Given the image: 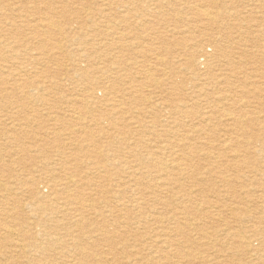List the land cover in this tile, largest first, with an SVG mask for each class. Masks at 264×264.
Instances as JSON below:
<instances>
[{
    "label": "bare ground",
    "instance_id": "6f19581e",
    "mask_svg": "<svg viewBox=\"0 0 264 264\" xmlns=\"http://www.w3.org/2000/svg\"><path fill=\"white\" fill-rule=\"evenodd\" d=\"M67 1L68 0H0V264H264V189L263 191H247L242 194L247 204H257L261 199L260 203H262V205L258 204L260 205L259 207L253 206L254 209H252V206L243 204L244 202H241V199L236 202L237 205L235 204L238 207H233L234 205L230 206L233 207L230 208L228 212L231 213V215L225 214L233 218L230 224H226L227 218L223 216L221 210L222 206H219L221 202L215 203L217 204V214L210 212L211 210L207 214L205 213L207 219L213 220V222L209 220L211 222L210 224H203L200 226V223L198 224L200 227H197V225L192 224L194 221L192 223L181 222L182 215L186 220L197 219L195 218L196 215L198 216V214H200L199 216H201L204 214L202 210L205 209V204H211L210 202H202V204H204L202 208L201 206L203 205H197L195 207L193 204V209H191L189 205L186 206L184 205L185 203L179 202V200H181L180 198H186L192 201L194 199V192L191 193L190 191L189 196L181 189V187L185 186L180 182L184 176L182 178L180 176L183 175L181 172L184 168H186L187 171L191 168H193V170L196 169L192 162L190 164L188 163L192 160L194 155L196 157L199 149L197 151L196 148V152L191 150L192 153L183 156V159L179 157L175 160L173 159L171 165L168 164L169 161H163L161 158L158 160V157L154 158L153 156L155 155L151 156L150 153L145 154L149 152V150L146 149V138L148 135L160 144L169 138V133L171 132L160 131V133L159 131H155L156 127L154 128L152 126L151 129L149 126H145L146 122L141 119L143 116H140L142 115L141 111L138 110L137 107H133L134 104L139 105L145 101V92H141L140 86L134 84L137 81L139 82V79L134 81V78V80L131 81L132 84L130 82V86L127 89L125 88V90L118 87L119 83H123L124 85L127 84V82L122 79L123 77L121 78V73H123L124 70L123 63L121 62L123 59L121 58V61L118 60L119 58L113 54L114 52H108L106 55H103V51L113 44L109 45L105 43V40L113 35V29L116 28V24H113L112 28H108L104 31L105 33H103L101 27V29H96L97 21L99 18L109 20L108 14H106L104 10H97L95 13H92L86 5L91 4L93 0H85V2H81V4L79 3L80 0H75L74 2ZM103 1L108 2L109 5L113 3L109 0ZM128 1L131 2V0ZM175 1L169 2L171 5L169 7H177L179 2ZM194 1L195 0H186L184 3L195 4ZM217 1L219 0H206L205 3L209 4L212 8L221 3ZM77 2L80 6L84 5L81 7L83 12L74 8L73 10L76 11L73 13L69 9V6L71 3L77 4ZM253 2L256 3V0ZM151 3L153 4L152 1ZM74 5L75 4L72 6ZM154 5L158 8V10H154L156 11L154 15H161L159 9L163 6V2L157 1L156 3L154 2ZM205 7L206 6H204V8ZM199 9L201 10V8ZM209 9L210 8H208V10ZM135 11L139 12L136 8L133 12ZM81 12L82 16L78 17L81 15ZM144 12L148 13V11ZM209 12L205 10L203 13L200 12L201 14L199 15L196 14L200 19L198 24L199 22H203L205 18V20L210 23L203 22L206 30L204 34H200L203 35L204 39L201 35L194 36L191 37V43L186 44L185 47L188 52L186 54L185 65L189 70L191 69L193 73H195L196 80L205 74V76L209 77V81H211L210 84H213L212 86L221 87V85L224 84L225 87L222 86L223 89H220L222 91L219 92L218 95L228 91L230 85L231 88L229 93L235 94L236 92L235 95H237L242 93L241 89H237L243 84L242 81L245 82L255 78V76L248 78V76L241 71L244 68L243 66L253 61L261 63L264 61V57L258 58L256 56L257 54L255 55L249 52V49H245L246 43L244 38L250 36V30L249 32L248 30L243 32L239 29L241 33L239 32L238 41H235L234 37L232 39L231 32L223 36H216L215 34L217 33L216 30H218L219 21L216 20L222 18L223 21H226L229 13H221L218 15L219 12L217 10L216 18V13L213 15V12ZM72 14L78 17L76 18L78 21H75V17L72 18ZM193 14H195V12ZM141 15H143V13ZM232 16L235 18L240 28H242L241 24L244 23V17L239 13L232 14ZM59 18H64L65 21L69 22V25L73 22L81 25L78 26L81 31L71 27L72 25H63L62 22L58 20ZM148 19H150V17ZM88 24L89 26L95 24V27H88ZM84 26L87 27L85 30H83ZM144 26L146 27L148 25L145 24ZM237 26V24L227 25L225 29L231 31L233 28L236 29ZM91 29L97 32L93 35V40L89 42L87 38L92 34ZM130 31H132V28ZM200 31H202V29ZM142 33L140 35H142ZM175 33L178 32L174 31V34ZM132 36L135 35L132 34ZM161 37V41H168L170 39L167 34L162 35L161 33ZM100 39H103L104 43H102V41L98 43ZM128 41L130 40L128 39ZM120 42H122V40ZM184 42H186V40L183 41V43ZM162 44L168 45L167 43ZM204 44L209 45L213 50L209 55H205V59L202 58L203 61L198 62L197 66L195 60L197 61L199 53H202V46ZM72 45L80 47L71 49L73 47ZM175 45L177 44L175 43ZM121 48L122 45L116 48V50L119 49L121 51ZM85 50L86 52L83 53ZM236 50H239V52L237 56H234ZM126 51L128 52V50ZM149 51L150 50H148V52ZM253 51L255 50L253 49ZM161 52L163 53V51ZM158 60H160V57ZM144 62L143 60L142 63ZM134 64H136V62ZM147 64L148 63H146L145 66ZM151 65L156 66V64ZM203 65L207 70L206 73H200L201 66ZM164 71L167 70L164 69ZM257 76L259 77V73ZM135 77L139 76L137 75ZM163 77L159 75V78L162 79ZM159 78H157V81ZM151 82H155V79L154 81H150V83ZM236 82L239 83V87L233 88ZM180 85H178V88ZM183 87H185V85H183ZM203 92H205V95L208 94L206 91ZM160 93H162V91ZM210 93L211 92L208 94L209 101L212 100L210 99ZM244 94L245 93H243V95ZM225 97L224 95V98ZM230 97L234 99V96ZM231 98L228 99L233 101ZM174 99L176 102H174L173 109L169 112V119H171L173 124L177 125L178 128H181V130L186 129L188 125L182 118L187 116L189 112H195L193 109L189 110L188 107L190 100L191 102H195V97H190L189 99L187 95L180 94L174 96ZM215 101L208 102L209 106L205 109L206 111H201L203 112V116L205 115L207 118L209 113H213L209 116L212 118L215 115L218 116L217 113L220 114L222 111L227 113L225 115L231 114L234 116V119L230 120L231 122L228 123L230 127L233 126V129L237 132L242 131L248 139V141L245 140L247 141V145L245 144L244 146L240 145L239 142L241 140L238 141L239 139L237 136V139L229 140V145H233L234 147L233 149L231 147L229 152L235 154L234 160L235 158L238 160H235V163L229 165L231 167L230 170L232 172L234 171L232 176L229 173H222L220 178L225 181L224 183L229 181V179H231V183L235 180L244 182L246 173L243 169L246 160L256 155H264V134L257 133L256 131L255 133L246 131L247 128L245 127V123L252 124L255 119L252 120L247 118L246 115L248 114L244 115V113L238 112L235 101H233V103L230 102L232 104L225 102L223 104L225 107L220 106L221 104L219 102L220 105L218 104L214 107L212 103ZM169 108H171V106ZM208 109L212 110L209 111ZM231 109L236 113H233ZM249 110H251V108ZM254 110L251 111L254 112ZM256 111L257 110H255L254 113H257ZM177 115L183 117L177 118ZM174 116H176V118ZM219 117L222 118L220 115ZM49 123L52 124L50 125ZM192 125L190 127L193 129L194 127ZM259 127L260 126L257 128ZM140 128L144 129V131H140ZM195 128H197V126H195ZM96 130L99 131L98 134L103 133V135H107V137H102L103 139L108 138L107 140L109 141H107V146L113 147L115 144L121 145V149H124V153H126V156L124 155V157H121L122 161H124L125 158H135L134 160L137 161L136 164L133 162L135 165L132 164L133 166L129 168V171L126 170L128 171V180H125L127 182L117 180L121 178L113 179L114 176L119 177L123 172L120 174L118 173L119 171L113 172V170L110 169L112 162L110 165L108 164L111 156L102 155V152L98 149L100 146L95 138ZM141 133L142 135H140ZM187 133L186 135L190 132ZM172 134L174 138L168 140L171 142V147L166 146L167 149H165V146H158L157 149H159V153L165 154L164 151L168 152V149H171L175 152V155H177L176 148L182 143L187 144V142L194 141L193 145L195 147H201L209 143H204L203 140L205 138H201L200 135L195 136V138L191 140L190 138H180L179 135L177 138L176 134L178 133L173 132ZM63 136L68 137L62 140ZM134 137L138 138L133 142L134 147H132L131 144L129 145V141ZM255 146H260L261 149L255 151V148H253ZM228 147L227 144L223 145V149ZM236 147L240 149L243 147V149L246 150L244 152L241 150V155H239L236 152L238 151ZM186 148H189L188 145ZM150 150H152V148ZM116 151L118 150L116 149ZM210 154L211 153L208 155ZM112 156L117 157L116 155ZM209 158L211 157L207 159ZM240 159H242V162H240ZM87 160H93L96 162L97 166L92 167L94 166L93 163L90 166L84 164V168H87V170L84 171V165L82 164ZM214 165L218 164L214 163ZM220 165L222 164L220 163ZM207 167L209 168V166ZM113 169H115V167H113ZM256 170L257 171L251 169L249 173L258 174L264 178V166ZM206 180L207 179H205V181ZM112 181L116 183L119 181L118 187L121 188L116 194H112V198L114 194L116 195L113 200L105 197L109 195L112 190L107 191L105 183ZM210 181L205 184L210 183ZM123 182H125L124 185ZM211 182L213 183V181ZM196 186H198V184H196ZM219 186H221V184H219ZM260 186L264 187L263 185ZM226 187H229V185ZM210 188L202 187V190H199L197 193L211 194L213 190H210ZM230 188L231 191L227 190L230 197L237 198L238 200L242 198L235 187L233 188V186H230ZM175 190L178 191L176 192ZM259 192H261V194ZM254 193H259L260 195L256 196ZM251 197H255V200H252ZM215 198L213 199L215 200ZM102 199H104V202H102L103 204L101 203ZM203 200L205 201V199ZM195 201L196 200H194V202ZM242 205L245 206L242 207ZM239 210L241 212H239ZM202 218L203 216L199 217V219ZM221 222H224V230L221 229ZM246 225H250V227ZM205 228L210 229L211 234L214 232V234L221 233L223 230L222 237L213 235L216 238L215 243L219 244L222 249H219V252H215V257H211L212 259H209V252L203 249L204 246L201 241V239L206 238L209 232ZM193 233L199 235L198 240L193 238ZM208 241L210 242L211 240ZM205 248H207V246H205Z\"/></svg>",
    "mask_w": 264,
    "mask_h": 264
},
{
    "label": "rangeland",
    "instance_id": "374dc122",
    "mask_svg": "<svg viewBox=\"0 0 264 264\" xmlns=\"http://www.w3.org/2000/svg\"><path fill=\"white\" fill-rule=\"evenodd\" d=\"M75 0H68L67 2H74ZM77 1V0H76ZM110 2H113V3H110V5H109V3L108 2H104L103 0H93L92 1V3L91 4H89V5H86V7H88L90 10H91V12L92 13H95L97 10H104L105 12H106V14H108V18H109V20H103L102 18H99L98 19V21H97V27H96V29H101V31H103V33H105L104 31H106L108 28H112L113 27V24H116V28H114L113 30H114V32H113V35L111 36V37H109L108 39H106L105 41V43H107V44H112V46H108L104 51H103V55H106L108 52L109 53H113V54H115L119 59L118 60H120L121 61V58L123 59L121 62L123 63V73H121V78L124 80V81H126L127 82V84H123V83H119L118 84V87L119 88H121V89H123V90H125V88L127 89L129 86H130V82L132 81V80H134V78H135V80L134 81H137L138 79L140 80L139 82L137 81V82H135L134 84L136 85H138V86H140L139 88L141 89V92H145L144 93V96H145V98H144V102H142V103H140L139 105L138 104H132L133 105V107L135 106V107H137L138 108V110H140L141 111V114L142 115H140V116H143L141 119L143 120V121H145L146 123H145V126H149V128H151L152 126L155 128L156 127V130L155 131H161V132H165V131H167V132H171V133H169L170 135H169V138H167V140H165V142H162V143H160V144H158L153 138H151L149 135V137L147 136V138H146V143H147V148L146 149H148L149 150V152H143V153H145V154H147V153H150V155L152 156V155H155V156H153L154 158L156 157H158L157 159L158 160H160V158L163 160V161H169L168 162V164L169 165H171L172 163V161H173V159L175 160V159H177V157H179V158H181V159H183V156H185V155H188L189 153H192V151L194 152H196V148H197V151H198V149H199V151H198V154H196V157H195V155L192 157V160L191 161H189V163L188 164H190L191 162L194 164V166L196 167V169L195 170H193V168H191V169H189L188 171H187V169L186 168H184V170H182V172L181 173H183V175H181L180 177L182 178L183 176V179L180 181L182 184H184V186L185 187H181V189L184 191V193L186 192V194H188L189 196H190V191H191V193H193L194 192V194L195 195H193V201L192 200H188V199H186V198H180L181 200H179V202L181 203V202H183V203H185L184 205H186V206H190V208L191 209H193V206H197V205H203V206H201V208L202 207H204V204H202V202H204V203H208V202H210L211 204H205V211L204 210H202L203 212H204V214L203 215H201V216H203V218L202 219H199V217H201V216H199L200 214H198V216L196 215L195 216V218H197V219H189V220H186V219H184L185 217L182 215L181 217H182V219H181V222H188V223H192L193 221V223L192 224H195V225H197V227H200L201 225H208V224H210L211 222H213V220H210L209 218L207 219L205 216H206V214L210 211V212H213L214 214H217L216 213V211H217V204H215V203H220L219 204V206H222L221 207V210H222V212H223V216H226V215H231V213H228L229 212V209L230 208H233V207H238V206H236L237 205V201H240V199L242 200L241 202H244L243 204H245V205H250V206H252V209H254L253 208V206L254 207H259L260 205H258V204H261L262 205V203H260V201H261V199H260V201H258L257 202V204H255V203H246V201H245V199H244V196H242V194H244L245 192H247V191H252V192H254V191H263V189H264V187H261L260 185H263L264 186V178H262L260 175H258V174H251V173H249L250 171H251V169H254L255 171H257L256 169H259V168H262L263 166H264V155L262 154V155H256V156H254V157H249L247 160H246V164H244V169H243V171L246 173V178H245V180H244V182H239V181H237V180H235V181H233L232 183L230 182V180L231 179H229V181H227L226 183H224L225 181L224 180H222L221 178H220V175H222V173H229L231 176H232V174L234 173V171L232 172L231 170H230V164H233V163H235V160L237 161L238 159H236L235 158V160H234V156H235V154L234 153H230L229 151H230V148L232 147V149L234 148L233 147V145L231 146V145H229V143H230V141L229 140H231V139H239L238 141H240L239 143H240V145H247V141H248V139H247V136H245L244 135V133L241 131H235V129H233V126H231L230 127V125L228 124L229 122H231L230 120H232V119H234V116H232L231 114L230 115H225V114H227V113H225L224 111H222L220 114L219 113H217L218 114V116L217 115H215V116H213L212 118H210L209 116L211 115V114H213V113H209L208 115H207V118L205 117V115L203 116V112H201V111H206L205 109H207V107L209 106V103H210V101H215L214 103H212V105L215 107V106H217L218 104H219V102H220V106H223V107H225V105H223L225 102L227 103V102H232L233 103V101H235V103H236V108H237V111L238 112H242V113H244V115L245 114H248V115H246V117L247 118H250V119H252V120H254V122L252 123V124H246L245 123V127L247 128L246 129V131H250V133H255V131L257 132V133H261V134H264V88H263V86H264V61L263 62H261V63H259V62H257V61H253V62H250L249 64H246L245 66H243L244 68L241 70L242 72H244V74H246L247 76H248V78H251V77H254L255 76V78H253V79H250V80H247V81H242L243 82V84L242 85H240L241 87L240 88H237V89H241L242 90V93H239V94H237V95H235L236 94V92H235V94H230L229 93V91H230V88H231V85L229 86V89H228V91H226V92H224V93H222L223 94V96H222V94H219L218 95V93L219 92H221L222 90H220V89H223V87H225V85L223 84V85H221V87H217V86H212L211 84H210V82L211 81H209L210 79H209V77H207V76H205V74L204 75H202L201 77H199V79H195L196 78V75H195V73H193V71L190 69L189 70V68H187L186 67V62H185V59H186V54H187V48L185 47L186 46V44L187 43H191L190 42V40L192 41V39H191V37H194V36H199V35H201L200 33H203L204 34V32H205V30H206V28L204 27V23H210L209 21H207V20H205V19H203V22H199V24H198V21H200V19L197 17V15H199V14H201V13H203V12H205V10L207 11V12H213V15L216 13V18H217V10H218V15L219 14H221V13H229L227 16H228V18L226 19V21H223V19L222 18H218L216 21H218V30H216V36H223V35H226L227 33H229V32H231L232 33V39H233V37L235 38V41H238V35H239V32L241 33V31H247L248 30V32H249V30H250V36L248 37H246V38H244V41H245V43H246V47H245V49H249L248 51L249 52H251V53H253V54H257L256 56L258 57V58H263L264 57V48H263V45H264V0H256V3L255 2H253V1H255V0H219V1H217V2H221L218 6H214V7H210L209 6V4H207V3H205L206 2V0H195L194 2H195V4H185L184 2H186V0H131V2L130 1H128V0H109ZM151 1L153 2V4L151 3ZM163 2V6H164V8H163V6L159 9V12H160V14L161 15H159V14H157V15H154V13L156 12V11H154V10H158V8L156 7V5H154V2L156 3V2ZM179 2L178 4L179 5H177V7L176 6H174V7H169V6H171L170 4H169V2ZM197 1V2H196ZM204 1V2H203ZM207 1H209V0H207ZM81 2H85V0H80V4H81ZM145 2V3H144ZM242 2V3H241ZM249 2H252V3H248ZM78 2H77V4L76 3H73V4H75L74 6H72L73 4L71 3L70 4V6H69V9L71 10V12H75L76 10H73L74 8L75 9H77V10H80V11H82V6H84V5H82V6H80V4H79ZM108 3V4H107ZM128 3H129V5H128ZM133 3V4H132ZM180 3H182V4H180ZM203 3V4H202ZM205 3V4H204ZM262 3H263V5H262ZM144 4V5H143ZM258 4V5H257ZM103 5V6H102ZM131 5V6H130ZM154 7H153V6ZM166 5V6H165ZM206 6L205 8H204V6ZM207 5H208V7H207ZM238 5V6H237ZM246 5V6H245ZM260 5V6H259ZM78 6V7H77ZM106 6V7H105ZM117 6V7H116ZM180 6V7H179ZM187 6V7H186ZM192 6V7H191ZM243 6V7H242ZM104 7V8H103ZM108 7V8H107ZM179 7V8H178ZM184 7V8H183ZM196 7V8H195ZM247 7V8H246ZM254 7V8H253ZM128 8V9H127ZM137 9V10H139V12H137V11H135V12H133L134 11V9ZM146 8V9H145ZM166 8V9H165ZM190 10H189V9ZM195 8V9H194ZM199 8H201V10L199 9ZM203 8V9H202ZM208 8H210L209 10H208ZM216 8V9H215ZM218 8V9H217ZM226 8V9H225ZM258 8H260V9H258ZM168 9V10H167ZM174 9V10H173ZM183 9V10H182ZM194 11H193V10ZM215 9V10H214ZM231 9V10H230ZM151 10V11H150ZM196 10V11H195ZM203 10V11H202ZM241 10H242V12H241ZM257 10V11H256ZM113 11V12H112ZM144 11H148V13H146V12H144ZM169 11V12H168ZM185 13H184V12ZM191 11H193V12H191ZM215 11V12H214ZM225 11V12H224ZM228 11V12H227ZM246 11V12H245ZM83 12V11H82ZM82 12H81V15H79L78 17H81L82 16ZM137 12V13H136ZM163 12V13H162ZM166 12V13H165ZM187 12V13H186ZM195 12V14H193ZM199 12V13H198ZM201 12V13H200ZM209 12V13H210ZM250 12V13H249ZM262 12V13H261ZM125 13V14H124ZM128 13V14H127ZM143 13V15H141ZM149 13H150V15H149ZM189 13V14H188ZM235 13H239L242 17H244L243 18V20H244V23L243 24H241V27L242 28H240V26H239V24L238 23H236V21H235V18L232 16V14L234 15ZM146 16H145V15ZM151 14H152V16H151ZM197 14V15H196ZM230 14H231V16H230ZM133 15V16H132ZM140 15V16H139ZM168 15V16H167ZM170 15H171V17H170ZM187 15H189V16H187ZM212 15V16H213ZM154 16V17H153ZM156 16V17H155ZM187 16V17H186ZM191 16V17H190ZM256 16V17H255ZM263 16V17H262ZM75 17V15H73L72 14V18H74ZM78 17H75L74 19H75V21H78V19L76 20V18H78ZM137 17V18H136ZM147 17V18H146ZM150 17V19H148ZM163 17V18H162ZM195 17H197V18H195ZM151 18H153V19H151ZM155 18V19H154ZM182 18V19H181ZM190 18V19H189ZM204 18V17H203ZM122 21H121V20ZM173 19V20H172ZM192 19V20H191ZM199 19V20H198ZM259 21H258V20ZM59 21H61L62 22V24L64 25H69V22H67V21H65V19L64 18H59L58 19ZM137 20V21H136ZM165 20V21H164ZM172 20V21H171ZM155 21V22H154ZM190 21V22H189ZM192 21V22H191ZM231 21V22H230ZM247 21V22H246ZM108 22H112L111 24L110 23H108ZM157 22V23H156ZM162 22H163V24H162ZM170 22V23H169ZM178 22V23H177ZM189 22V23H188ZM104 23V24H103ZM140 23V24H139ZM175 25H174V24ZM180 23V24H179ZM120 24H122V25H120ZM130 24V25H129ZM143 24V25H142ZM148 25V26H144V25ZM150 24H153V25H150ZM235 25V24H237L238 26H237V28L236 29H232L231 31H227L226 29H225V27H227V25ZM257 24V25H256ZM70 25H72L71 27H73V28H76L78 31H81L80 29H79V27L78 26H81V25H79V24H77V23H75V22H73V23H71ZM69 25V26H70ZM107 25V26H106ZM127 25V26H126ZM129 25V26H128ZM150 25V26H149ZM158 25V26H157ZM222 25H224V26H222ZM226 25V26H225ZM250 25V26H249ZM95 27V24H91L90 26H89V24H88V27ZM145 27V29H144V27ZM163 26V27H162ZM180 26V27H179ZM101 27V28H100ZM117 27H118V29L120 30H118L117 29ZM130 27V28H129ZM141 27H143V28H141ZM154 27V28H153ZM162 27V28H161ZM175 27V28H174ZM222 27H224V28H222ZM254 27V28H253ZM87 27L86 26H84V28H83V30H85ZM104 28V29H103ZM106 28V29H105ZM122 28V29H121ZM131 28H132V31H130L131 30ZM148 28V29H147ZM153 28V29H152ZM135 29V30H134ZM141 29V30H140ZM157 29V30H156ZM195 29V30H194ZM198 29V30H197ZM202 29V31H200ZM204 29V30H203ZM241 31H240V30ZM118 30V31H117ZM128 30V31H127ZM147 32H146V31ZM158 30H159V32H158ZM190 30H192V31H190ZM226 30V31H225ZM257 30V31H256ZM91 31H92V34H91V36L89 35V37L87 38L88 39V41L89 42H91L92 40H93V35H95L96 34V32L97 31H95L94 29H91ZM135 31H138V32H135ZM141 31V32H140ZM142 31H143V33H142ZM145 31V32H144ZM164 32V34H163V32ZM167 31V32H166ZM174 31L175 32H178V33H175L174 34ZM198 31V32H197ZM235 31V32H234ZM131 32H132V34L133 35H135V36H132V34H131ZM208 32V31H207ZM115 33V34H114ZM138 33V34H137ZM142 33V35H140ZM151 33V34H150ZM160 33V34H159ZM161 33H162V35H169V40L168 41H161L160 39H162V37H161ZM185 33V34H184ZM219 33H221V34H219ZM260 33V34H259ZM122 34V35H121ZM127 34V35H126ZM145 34V35H144ZM157 34V35H156ZM179 36H178V35ZM191 36H190V35ZM196 34H198V35H196ZM234 34V35H233ZM181 35V36H180ZM214 35V36H215ZM116 36H117V38H116ZM138 38H137V37ZM147 36V37H146ZM155 36V37H154ZM185 36H186V38H185ZM140 37H141V39H140ZM201 37L204 39V37H203V35H201ZM102 38H104V37H102ZM111 38V39H110ZM131 38H133V39H131ZM146 39V40H144V39ZM149 38H151V39H149ZM154 38V39H153ZM113 39V40H112ZM128 39L130 40V41H128ZM140 39V40H139ZM177 39H179V40H177ZM237 39V40H236ZM109 40V41H108ZM111 40V41H110ZM116 40H117V42H116ZM122 40V42H120ZM126 40H127V43H126ZM132 40V41H131ZM153 42H152V41ZM167 40V39H166ZM174 40V41H173ZM186 40V42H184L183 43V41H185ZM102 41V43H104V41H103V39H100L99 41H98V43H100ZM150 41V42H149ZM156 41H159V42H156ZM226 41H227V39H226ZM256 41H257V43H256ZM109 42V43H108ZM120 42V43H119ZM124 42V43H123ZM248 42V43H247ZM126 43V44H125ZM130 43V44H129ZM137 43V44H136ZM141 43H143V44H141ZM158 43H160V44H158ZM162 43H167L168 45H166V44H162ZM173 43V44H172ZM175 43L177 44V45H175ZM118 44H120V45H118ZM149 46H148V45ZM162 44V45H161ZM259 44H260V46H259ZM121 45H122V48H121V51L118 49V50H116V48H119V46L121 47ZM136 47H135V46ZM140 45H141V47H140ZM147 45V46H146ZM153 45H155V46H153ZM159 45V46H158ZM256 45V46H255ZM73 47L71 48V49H73V48H75V47H77V46H75V45H72ZM144 46V47H143ZM151 46V47H150ZM153 46V47H152ZM163 46H165V47H163ZM181 46V47H180ZM233 46H235V45H233ZM80 46H78L77 48H79ZM115 47V48H114ZM177 47V48H176ZM203 48H202V53H203V55H202V53H199V55H198V58H197V61L195 60V64H197V66H198V62H202L203 61V59H205V55L207 56V55H209L211 52H212V50H213V48L212 47H209V45H207V44H204L203 46H202ZM258 47H260V48H257ZM76 48V49H77ZM125 48V49H124ZM134 48V49H133ZM150 48V49H149ZM159 50H158V49ZM163 48V49H162ZM113 49V50H112ZM136 49V50H135ZM139 49V50H138ZM145 49V50H144ZM147 49V50H146ZM161 49V50H160ZM244 49V48H243ZM253 49L255 50V51H253ZM125 50V51H124ZM126 50H128V52L126 51ZM130 50V51H129ZM145 52H144V51ZM148 50H150L149 52H148ZM211 50V51H210ZM161 51H163V53L161 52ZM178 51V52H177ZM182 51V52H181ZM86 52V50L85 51H83V53H85ZM125 52H127V53H125ZM154 52V53H153ZM239 52V50L237 51L236 50V52H235V54H234V56H237V53ZM263 52V53H262ZM152 53V54H151ZM159 53V54H158ZM162 53V54H161ZM174 53V54H173ZM176 53V54H175ZM145 54H147V55H145ZM259 54H260V56H259ZM122 55V56H121ZM133 55V56H132ZM151 55V56H150ZM160 55V56H159ZM149 56V57H148ZM155 58H154V57ZM173 56V57H172ZM139 58V60H138V58ZM148 59H147V58ZM151 57V58H150ZM153 57V58H152ZM159 57H160V60H158L159 59ZM162 58V59H161ZM203 58V59H202ZM127 59V60H126ZM137 59V60H136ZM147 59V60H146ZM151 59V60H150ZM176 59H177V61H176ZM202 59V60H201ZM264 59V58H263ZM125 60V61H124ZM143 60L145 61L144 63H142L143 62ZM155 60H156V62H155ZM175 60V61H174ZM133 61H135L136 62V64H134L135 62H133ZM147 61V62H146ZM160 61H161V63H160ZM125 63V64H124ZM138 63H141V64H138ZM146 63H148L146 66H145V64ZM156 64V66H158V67H156L155 65L153 66V65H151V64ZM169 63H170V65H169ZM178 63V64H177ZM158 64V65H157ZM180 64V65H179ZM251 64V65H250ZM131 65V66H130ZM164 65V66H163ZM161 66H162V68H161ZM166 67V68H165ZM259 67V68H258ZM146 68V69H145ZM156 68V69H155ZM160 68V69H159ZM165 70H167V71H164V69ZM153 69V70H152ZM253 69V70H252ZM127 70V71H126ZM135 70V71H134ZM157 70V71H156ZM163 70V71H162ZM201 72L200 73H206V68H205V66L203 65V66H201ZM244 70V71H243ZM251 70V71H250ZM129 71H130V73H129ZM145 74H143V73ZM150 74H149V73ZM152 72V73H151ZM165 74H163V73ZM256 72H258L259 73V77L257 76V74L258 73H256ZM141 73V74H140ZM148 73V74H147ZM160 73V74H159ZM168 73V74H167ZM177 73V74H176ZM253 73V74H252ZM143 74V75H142ZM263 74V75H262ZM123 75V76H122ZM129 75V76H128ZM139 76V77H135V76ZM159 75H160V77H163L162 79L161 78H159ZM162 75V76H161ZM178 75V76H177ZM187 76V77H186ZM205 76V77H204ZM146 77V78H145ZM151 77V78H150ZM155 77H157V78H159L158 79V81H157V78H155ZM146 80H145V79ZM148 78V79H147ZM204 78V79H203ZM131 79V80H130ZM137 79V80H136ZM142 79V80H141ZM154 79H155V82H151L150 83V81H154ZM149 81V83H148V81ZM255 80V81H254ZM263 80V81H262ZM156 81H157V83H156ZM174 81V82H173ZM194 81V82H193ZM196 81V82H195ZM118 82V81H117ZM116 82V83H117ZM143 82V83H142ZM139 83H140V85H139ZM159 83V84H158ZM200 83V84H199ZM250 83V84H249ZM254 83V84H253ZM257 83V84H256ZM261 83V84H260ZM131 84H132V82H131ZM145 84V85H144ZM152 84V85H151ZM181 84V85H180ZM237 84V85H236ZM236 84H235V87H233V88H236V87H239V83H237L236 82ZM260 84V85H259ZM127 85V86H126ZM148 85V86H147ZM153 85H155V86H153ZM157 85V86H156ZM169 85H171V86H169ZM178 85H180L179 86V88H178ZM183 85H185V87H183ZM259 85V86H258ZM146 88H145V87ZM176 86V87H175ZM196 86V87H195ZM223 86V87H222ZM261 86V87H260ZM161 87V88H160ZM163 87V88H162ZM165 87V88H164ZM171 87V88H170ZM255 87H256V89H255ZM144 88V89H143ZM151 88V89H150ZM160 88V89H159ZM197 88V89H196ZM215 88V89H214ZM245 88V89H244ZM148 89V90H147ZM158 89H159V91H158ZM146 90V91H145ZM170 90V91H169ZM173 90V91H172ZM213 90V91H212ZM252 90H253V92H252ZM263 90V91H262ZM162 91V93H160ZM175 91V92H174ZM186 91V92H185ZM203 91H206L208 94H209V92H211L210 93V99H212V100H208V94L207 95H205V92H203ZM216 91V92H215ZM245 91V92H244ZM147 92H150V93H147ZM177 92V93H176ZM179 92V93H178ZM228 92V93H227ZM251 92V93H250ZM139 93H140V91H139ZM243 93H245L244 95H243ZM172 94V95H171ZM180 94H183V95H187V97H189V99H190V97H195V102H191V100L189 101V110H195V112H193V113H190L189 112V114L187 115V116H185L184 118H182L183 116H180V115H177V118H182V119H184V121H185V123L188 125L187 127H186V129H182L181 130V128H178L177 127V125H175V124H173V122H172V120L171 119H169V117H170V114H169V112L173 109V106H174V102H176L175 101V99H174V96H177V95H180ZM227 94V95H226ZM242 94V95H241ZM140 95H142V94H140ZM148 95H150V96H148ZM154 95H156V96H154ZM163 95V96H162ZM224 95L226 96L225 98H224ZM251 95V96H250ZM171 96V97H170ZM200 96V97H199ZM215 96V97H214ZM230 96H234V99L233 98H231ZM244 96V97H243ZM160 97V98H159ZM168 98V99H167ZM228 98H231L233 101H231L230 99H228ZM260 98H262V99H260ZM147 99V100H146ZM214 99V100H213ZM226 101H225V100ZM258 99V100H257ZM150 102H149V101ZM165 100H167V101H165ZM203 100V101H202ZM223 100H224V102H223ZM253 100V101H252ZM247 101V102H246ZM157 102V103H156ZM170 102H172V103H170ZM209 102V103H208ZM240 102V103H239ZM249 102V103H248ZM258 102V103H257ZM232 103H230V104H232ZM238 103V104H237ZM251 103H252V105H251ZM255 103V104H254ZM262 104V106H261V104ZM240 104V105H239ZM248 104V105H247ZM260 104V105H259ZM152 105V106H151ZM255 105V106H254ZM148 106V107H147ZM167 106V107H166ZM171 106V108H169ZM248 106V107H247ZM257 106H259V107H257ZM261 106V107H260ZM200 107H202V108H200ZM251 108V110H257L256 112L257 113H254L255 112V110H254V112L253 111H251V110H249ZM259 108V109H258ZM155 109V110H154ZM166 109V110H165ZM202 109V110H201ZM244 111H243V110ZM261 109V110H260ZM262 109H263V111H262ZM146 110V111H145ZM149 110H151V111H149ZM161 110V111H160ZM209 111L210 110H212V109H208ZM207 110V111H208ZM232 110V112H233V109H231ZM230 110V111H231ZM247 112H246V111ZM140 111H138V112H140ZM46 112V111H45ZM163 112V113H162ZM166 112V113H165ZM168 112V113H167ZM249 112V113H248ZM146 113V114H145ZM199 113H201V114H199ZM233 113H236V112H233ZM137 114V113H136ZM144 114V115H143ZM154 114V115H153ZM165 114H166V116H165ZM169 114V115H168ZM225 116H224V115ZM156 115V116H155ZM219 115L222 117V118H220L219 117ZM223 115V116H222ZM251 115H252V117H251ZM256 115V116H255ZM155 116V117H154ZM164 116V117H163ZM231 116V117H230ZM250 116V117H249ZM258 116V117H257ZM158 117V118H157ZM161 117V118H160ZM175 118H176V116H174ZM225 117V118H224ZM256 117H257V120H259V121H257L256 120ZM154 118V119H153ZM187 118V119H186ZM217 118V119H216ZM218 118H220V119H218ZM231 118V119H230ZM160 119V120H159ZM168 119V120H167ZM214 119H215V121H214ZM261 119V120H260ZM263 119V120H262ZM148 120V121H147ZM159 120V121H158ZM188 120V121H187ZM195 120V121H194ZM204 120V121H203ZM211 120H213V121H211ZM208 121V122H207ZM228 121V122H227ZM195 122V123H194ZM206 122V123H205ZM215 124H214V123ZM217 122V123H216ZM150 123V124H149ZM154 123V124H153ZM162 123H164V124H162ZM219 123H220V125H219ZM222 123V124H221ZM259 123V124H258ZM262 123V124H261ZM50 125L52 124V123H49ZM193 124V125H192ZM197 124V125H196ZM203 124H205V125H203ZM213 124H214V126H213ZM155 125V126H154ZM174 125V126H173ZM193 126L194 128L192 129L190 126ZM222 125H223V127H222ZM226 125H227V129H226ZM233 125V124H232ZM159 126V127H158ZM165 126V127H164ZM195 126H197V128H195ZM205 126H206V129H208V130H206L205 129ZM207 126H209V127H207ZM213 126V127H212ZM249 126V127H248ZM258 126H260L259 128H257ZM175 127V128H174ZM211 127V128H210ZM216 127H217V129H216ZM219 127H221V128H219ZM225 127V128H224ZM169 128V129H168ZM173 128V129H172ZM252 128V129H251ZM152 129V128H151ZM150 129V130H151ZM167 129V130H166ZM172 129V130H171ZM204 129V130H203ZM216 130V131H214V130ZM226 129V130H225ZM144 131V129H142V128H140V131ZM171 130V131H170ZM178 132H177V131ZM213 130V131H212ZM260 130V131H259ZM97 132H96V135H95V138H96V140L98 141V145L100 146L98 149L102 152V155H104V156H111L110 157V162H109V164L108 165H110V163H111V167H110V169L111 170H113V172H115V171H119L118 173H122V175H119V177L117 176H114L113 177V179L115 178H121V179H123V180H121V179H117V180H119V181H125V180H128V174H127V172L130 170L129 168L130 167H132L133 165H135L136 163H137V161L136 160H134L135 158H125V160L124 161H122V159H121V157H124V155L126 154V153H124V149H121V145H119V144H115L113 147H110V146H107V141H109V140H107V139H103L102 137H107V135L105 136V135H103V133H99L98 134V130H96ZM185 131V132H184ZM207 131V132H206ZM69 132V131H68ZM160 132V133H161ZM178 133V134H176L177 135V138H178V135L180 136V138H190L191 140H192V138L194 139L195 138V136H201V138H205L204 140H203V142L204 143H208V144H206V145H203V146H199V145H197V146H199V147H195L194 145H193V143H194V141H191V142H187V144H181L180 146H178V148H176V154L177 155H175V152H173V150H171V149H168V152L167 151H164L165 152V154H161V153H159L160 151H159V149H157V147L158 146H165L164 148L165 149H167V147L166 146H168V147H171V142H169L168 140L170 139V140H172V138H174V137H172L173 136V134L172 133ZM189 134H188V133ZM191 132H192V134H191ZM215 132V133H214ZM231 132V133H230ZM233 132V133H232ZM240 132V133H239ZM145 133V132H144ZM159 133V134H160ZM181 133V134H180ZM183 133V134H182ZM186 133L188 134V135H186ZM204 133H206V134H204ZM218 133V134H217ZM225 133V134H224ZM227 133H229V134H227ZM70 134V133H69ZM105 134V133H104ZM146 134V133H145ZM213 134V135H212ZM241 134V135H240ZM140 135H142V133L140 134ZM203 135V136H202ZM205 135V136H204ZM210 135H212V136H210ZM217 135V136H216ZM231 135V136H230ZM232 135H233V137H232ZM184 136V137H183ZM225 136V137H224ZM236 136H237V138H236ZM239 136V137H238ZM243 136V137H242ZM66 137H68V136H66ZM65 136H63V139L62 140H65L64 138H66ZM229 137V138H228ZM138 138V137H137ZM136 137H134V138H132L130 141H129V145L131 144V146L132 147H134L133 146V142L137 139ZM241 138V139H240ZM67 139V138H66ZM102 139H103V141H102ZM216 139V140H215ZM228 139V140H227ZM149 140V141H148ZM157 140V139H156ZM209 140H211V141H209ZM245 140H247V141H244ZM150 141H152V142H150ZM168 141V142H167ZM224 141V142H223ZM67 142V141H66ZM150 142V143H149ZM166 142H167V144H166ZM222 142V143H221ZM226 142H228V143H226ZM153 143V144H152ZM220 143V144H219ZM242 143V144H241ZM252 143V142H251ZM250 143V144H251ZM216 144V145H215ZM224 144H227V147L228 148H224L223 149V145ZM155 145H157V146H155ZM187 145H188V147L190 148H186L187 147ZM192 145V146H191ZM116 147V148H115ZM105 148V149H104ZM109 148V149H108ZM112 148V149H111ZM152 148V150H150ZM156 148V149H155ZM195 149V150H193V149ZM208 148H210V149H208ZM237 148V147H236ZM253 148H255L254 150L255 151H259L260 149H261V147L260 146H255V147H253ZM258 148V149H257ZM116 149L118 150V151H116ZM238 149V151H236L239 155H241L240 153H241V150L244 152L245 150L243 149V147H241V149L240 148H237ZM237 149H234V150H237ZM192 150V151H191ZM227 150H228V152H227ZM109 151V152H108ZM127 151H129V150H127ZM126 151V152H127ZM178 151H181V152H178ZM205 151H207V152H205ZM217 151V152H216ZM117 152V153H116ZM173 154H172V153ZM183 152V153H182ZM224 153V155H223V153ZM104 153V154H103ZM112 153V154H111ZM181 155H180V154ZM209 153H211L210 155H208ZM230 153V154H229ZM172 154V155H171ZM112 155H116L117 157H114V156H112ZM149 155V156H150ZM166 155H168V156H166ZM214 155V156H213ZM215 155H217V156H215ZM222 155V156H221ZM230 155H232V156H230ZM119 156V157H118ZM126 156V155H125ZM165 156V157H164ZM176 156V157H175ZM230 156V157H229ZM208 157H211V158H209V159H207ZM215 157H216V159H215ZM223 157V158H222ZM261 157V158H260ZM167 158V159H166ZM170 158V159H169ZM241 158V157H240ZM105 159H107V158H105ZM129 159V160H128ZM197 159V160H196ZM218 159V160H217ZM227 159V160H226ZM120 160V161H119ZM206 161V162H204V161ZM208 160V161H207ZM214 160V161H213ZM263 160V161H262ZM203 161V162H202ZM225 161V162H224ZM234 161V162H233ZM90 162V163H89ZM105 162L107 163V161L105 160ZM135 164H134V163ZM216 163V164H218V165H214V163ZM227 162V163H226ZM240 162H242V159H240ZM258 162V163H257ZM94 164V166H92V167H95V166H97L96 165V162H94L93 160H91V161H84L83 162V164L82 165H84V164H86V166H90L91 164ZM220 163L222 164V165H220ZM252 163H254V164H252ZM263 165H262V164ZM120 164V165H119ZM121 164H123L124 165V167H123V165H121ZM133 164V165H132ZM201 164V165H200ZM211 164V165H210ZM242 164V163H241ZM204 165V166H203ZM198 166V167H197ZM207 166H209V168L207 167ZM211 166V167H210ZM219 166H221V167H219ZM225 166V167H224ZM85 167V165L83 166V168ZM113 167H115V169H113ZM117 167V168H116ZM122 167H123V169H122ZM214 170H213V169ZM223 168V169H222ZM81 169V168H80ZM186 169V170H185ZM199 169V170H198ZM203 171H202V170ZM205 169V170H204ZM209 169V170H208ZM227 169V170H226ZM248 169V170H247ZM82 170V169H81ZM84 171L85 170H87V168H84L83 169ZM95 170V169H94ZM126 170H128V171H126ZM208 170V171H207ZM213 170V171H212ZM217 170V171H216ZM93 171V170H92ZM126 173H125V172ZM196 171V172H195ZM207 171V172H206ZM221 171V172H220ZM227 171H229V172H227ZM202 172V173H201ZM213 172V173H212ZM125 173V174H124ZM193 173V174H192ZM199 173H200V175H199ZM207 173V174H206ZM209 173V174H208ZM249 175H248V174ZM127 174V175H126ZM205 177H204V176ZM207 175H209V176H207ZM211 175V176H210ZM218 175H219V177H218ZM186 176V177H185ZM207 176V177H206ZM127 177V178H126ZM190 177V178H189ZM192 177V178H191ZM212 178V179H210V178ZM125 178V179H124ZM193 178H195V179H193ZM219 179V181H218V179ZM250 178H251V180H250ZM187 181H186V180ZM190 179V180H189ZM192 179V180H191ZM205 179H207L206 181H205ZM208 179H210L211 181H213V183L210 181V180H208ZM214 180H215V182H214ZM118 181V182H119ZM189 181H191V182H189ZM197 181V182H196ZM210 181V183H207V184H205L206 182H209ZM221 181H223V182H221ZM257 181V182H256ZM118 182L116 183V182H106L105 184V188L107 189V191H110L111 189V193L109 194V195H106L105 197H107V199H112L113 200V198H114V196H116L115 194L118 192V190L119 189H121V188H119L118 187ZM125 182H127V181H125ZM125 182H123V185L125 184ZM200 184H199V183ZM202 182V183H201ZM204 182V183H203ZM220 182V183H219ZM255 182V183H254ZM115 183V184H114ZM212 183V184H211ZM250 183H252V184H250ZM254 183V184H253ZM188 184V185H187ZM190 184V185H189ZM195 184V185H194ZM196 184H198V186H196ZM202 184V185H201ZM219 184H221V186H219ZM232 184V185H231ZM239 184V185H238ZM242 184V185H241ZM243 184H244V186H243ZM258 184V185H257ZM110 185V186H109ZM206 185V186H205ZM209 185V186H208ZM216 185V186H215ZM229 185V187H226V186H228ZM235 185V186H234ZM238 185V186H237ZM254 185V186H253ZM120 186H121V183H120ZM187 186V187H186ZM230 186H233V188L235 187L236 188V190H238V192H239V194L241 195V197L242 198H239V200L236 198H233V197H230L229 195H228V193H227V190H230L231 191V188H230ZM237 186V187H236ZM118 187V188H117ZM189 187V188H188ZM191 187V188H190ZM194 189H193V188ZM202 187H211L210 188V190H213V191H211L212 193L210 194V193H206V194H200V193H197L199 190H202L201 188ZM218 187H221V188H218ZM222 187H224V188H222ZM241 187V188H240ZM244 187V188H243ZM104 188V189H105ZM187 188V189H186ZM196 188V189H195ZM198 188H200V189H198ZM115 189V190H114ZM117 189V190H116ZM189 189V190H188ZM247 189V190H246ZM252 189V190H251ZM116 191V192H115ZM176 192L178 191V190H175ZM215 191H218V192H215ZM189 192V193H188ZM113 193H115L114 194V196H113V198L111 197L112 196V194ZM196 193H197V196H196ZM260 194H261V192H259ZM259 193H254L256 196H259L260 194ZM199 194V195H198ZM258 194V195H257ZM196 196V197H195ZM200 196V197H199ZM202 196V197H201ZM217 196V197H216ZM225 196V197H224ZM228 196V197H227ZM180 197V196H179ZM208 197V198H207ZM216 197V198H215ZM199 198V199H198ZM202 198V199H201ZM210 198V199H209ZM213 198H215V200L213 199ZM224 199V201H223V199ZM231 198V199H230ZM233 198V199H232ZM185 199V200H184ZM203 199H205V201L203 200ZM208 199V200H207ZM213 199V200H212ZM251 199L253 200H255V197L253 198V197H251ZM111 200V201H112ZM194 200H196L197 201V203H196V201L194 202ZM218 201V202H217ZM102 202H104V199H102V201H101V203ZM188 202H190V203H188ZM230 202V203H229ZM235 202V203H234ZM225 203V204H224ZM103 204V203H102ZM194 204V205H193ZM236 204V205H235ZM193 205V206H192ZM234 205V206H233ZM245 205H242V207L243 206H245ZM192 206V207H191ZM209 207V208H207V207ZM230 206H233V207H230ZM227 207V208H226ZM214 208V209H213ZM223 208H226V209H223ZM208 210V211H207ZM218 212V211H217ZM239 212H241L240 210H239ZM206 213V214H205ZM226 214V215H225ZM242 217H243V215H242ZM226 218H227V222H226V224H230L231 222H232V220H233V218L231 217V216H226ZM208 221H207V220ZM195 220H197V221H195ZM198 220H199V222H198ZM205 220V221H204ZM211 222H210V221ZM204 221V222H203ZM197 223V224H196ZM201 223V224H200ZM198 224H200V226L198 225ZM221 229H225V226H224V222H221ZM246 226H248V227H250V225H246ZM197 227H196V229H197ZM206 230H208L207 232H208V234H207V236H206V238H204V239H201V241H202V243H203V246H204V248L203 249H205V250H207L208 252H209V255H210V257H209V259H212V258H214L215 256H214V254H215V252H219V249H222V247L219 245V244H216L215 243V237L213 236V235H215V236H219V237H222L221 235H223L222 234V232H223V230H222V232L221 233H217V234H214V233H212L211 234V231H210V229H207V228H205ZM195 235V236H194ZM198 234H195V233H193V238L194 239H196V240H198L199 239V235L197 236ZM208 235H211V236H208ZM197 236V237H196ZM206 240V241H205ZM208 240H211L210 242L208 241ZM213 241V242H212ZM205 246H207V248H205ZM214 247V248H213ZM217 247V248H216ZM213 249V250H212ZM217 249V250H216ZM212 257V258H211ZM220 259H224V258H220Z\"/></svg>",
    "mask_w": 264,
    "mask_h": 264
}]
</instances>
